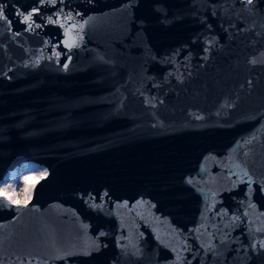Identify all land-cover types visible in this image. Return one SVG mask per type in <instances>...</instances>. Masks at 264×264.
Instances as JSON below:
<instances>
[{
    "label": "water",
    "instance_id": "water-1",
    "mask_svg": "<svg viewBox=\"0 0 264 264\" xmlns=\"http://www.w3.org/2000/svg\"><path fill=\"white\" fill-rule=\"evenodd\" d=\"M0 264H264V0H0Z\"/></svg>",
    "mask_w": 264,
    "mask_h": 264
},
{
    "label": "rangeland",
    "instance_id": "rangeland-1",
    "mask_svg": "<svg viewBox=\"0 0 264 264\" xmlns=\"http://www.w3.org/2000/svg\"><path fill=\"white\" fill-rule=\"evenodd\" d=\"M41 170L40 165L24 162L7 171L0 179V194L10 201H25L30 195L33 181L42 174Z\"/></svg>",
    "mask_w": 264,
    "mask_h": 264
},
{
    "label": "bare ground",
    "instance_id": "bare-ground-1",
    "mask_svg": "<svg viewBox=\"0 0 264 264\" xmlns=\"http://www.w3.org/2000/svg\"><path fill=\"white\" fill-rule=\"evenodd\" d=\"M40 168H42V170H41V173H43V171H44V167L43 166H40ZM41 175V174H40ZM39 177V176H38Z\"/></svg>",
    "mask_w": 264,
    "mask_h": 264
}]
</instances>
